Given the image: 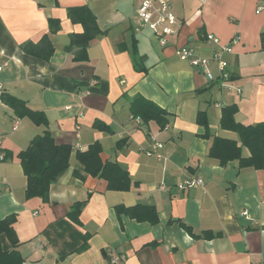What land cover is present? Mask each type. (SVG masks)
I'll use <instances>...</instances> for the list:
<instances>
[{
  "label": "crops",
  "instance_id": "1",
  "mask_svg": "<svg viewBox=\"0 0 264 264\" xmlns=\"http://www.w3.org/2000/svg\"><path fill=\"white\" fill-rule=\"evenodd\" d=\"M166 1L177 31L161 47L137 17L144 0H0V220L14 218L23 264H264V170L240 168L237 161L221 166L208 155L213 138L240 145L236 133L220 127L224 107H236L238 124L264 122V0ZM74 7H87L101 31L84 62L64 50L69 35L83 31L67 17ZM50 21L58 22L57 32H50ZM209 35L232 49L222 53L231 90L222 87L212 60L220 46ZM43 36L54 48L47 62L23 51ZM181 47L208 66L180 61ZM3 94L43 114L47 126L17 117ZM138 97L167 113L164 127L131 113ZM199 112L208 138L197 124ZM44 132L72 148L47 203L25 198L18 159ZM150 137L162 148L153 150ZM94 143L103 162L127 171V192L108 191L105 181L81 172L75 154ZM241 154L249 155L245 148ZM190 178L203 185L181 191ZM76 203H84L78 224L66 218ZM136 205L153 207L156 221L115 214L116 206Z\"/></svg>",
  "mask_w": 264,
  "mask_h": 264
},
{
  "label": "trees",
  "instance_id": "2",
  "mask_svg": "<svg viewBox=\"0 0 264 264\" xmlns=\"http://www.w3.org/2000/svg\"><path fill=\"white\" fill-rule=\"evenodd\" d=\"M67 17L73 25H80L82 33L69 35V43L64 48L66 52L73 54L76 62L86 60V51L89 45L101 34L94 14L87 7L69 8ZM51 33L59 30L56 21L49 22ZM261 50L264 51V32L259 36ZM53 45L47 36H43L36 43H27L23 46L26 54L47 62L53 55ZM1 101L4 105L13 109L17 117H27L36 126H47L45 116L38 112H32L20 99L3 94ZM131 113L140 117L143 121L154 120L160 126L166 124L167 113L150 102L140 97L136 98L130 105ZM237 109L234 105L224 107L221 110L220 127L223 130L234 132L239 137L240 145L233 140L213 138L208 155L224 166L228 162L237 161L240 168H252L264 170V122L253 126H244L235 121ZM197 124L207 134L208 123L204 112L197 114ZM99 130H105V126L95 123ZM242 148H245L249 155L243 157ZM72 148L68 145H56L48 132L35 136L29 146L18 154L23 173L26 178L25 198L27 200L39 198L44 203L49 200L50 186L69 167V160ZM101 147L94 143L83 152H76L75 157L81 167V172L94 178L105 181L108 191L127 192L131 188V180L127 171L123 170L117 163L101 160ZM73 175L83 178L79 171ZM84 203H76L66 214V218L79 223V215ZM117 217H127L137 222L154 223L156 213L153 207L136 205L133 207L116 206L114 208ZM14 218L12 216L0 220V264H23V259L17 251L18 241L13 230ZM86 244L79 249H85Z\"/></svg>",
  "mask_w": 264,
  "mask_h": 264
},
{
  "label": "built area",
  "instance_id": "3",
  "mask_svg": "<svg viewBox=\"0 0 264 264\" xmlns=\"http://www.w3.org/2000/svg\"><path fill=\"white\" fill-rule=\"evenodd\" d=\"M137 17L142 25L149 26L155 33L157 37V42L161 47H165L167 44V38L172 37L177 31V20L174 18L170 5L166 0H144L141 6L137 10ZM207 41L220 46V41L213 37L207 36ZM231 47L228 45L220 46V50L213 53L212 60L217 66L219 72V78L223 82L222 87L227 90H231L232 87L229 81V73L227 71V64L222 59V53H230ZM177 57L180 61L189 62L192 67L200 68L207 67L208 60L197 57L195 51L189 47H181L177 50ZM207 78L212 81L214 78L212 75L207 73ZM239 92V90H237ZM150 145L153 150H159L162 148V144L155 141L153 137H150ZM147 156L154 155L153 152L147 151ZM159 157V156H157ZM2 159V157H1ZM203 185L202 180L199 178H190L185 180L182 184L178 186L181 191L193 189ZM246 219L248 218V213L244 211L241 214ZM117 259H112V264H115Z\"/></svg>",
  "mask_w": 264,
  "mask_h": 264
}]
</instances>
